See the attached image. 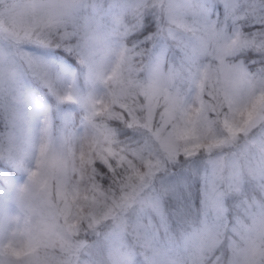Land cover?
Instances as JSON below:
<instances>
[{
  "label": "clouds",
  "instance_id": "9594fccd",
  "mask_svg": "<svg viewBox=\"0 0 264 264\" xmlns=\"http://www.w3.org/2000/svg\"><path fill=\"white\" fill-rule=\"evenodd\" d=\"M121 3L129 11H136L145 4L156 7L165 19L163 34L170 37L177 46L213 61L207 72L209 81L213 84L212 95L206 98L205 111H227V105L232 102L235 93L242 88L246 89L240 76L229 70L226 59L228 45L216 32L203 26L180 23L181 17L201 15L204 11L203 0H121ZM243 3L248 15L264 12V0H243ZM83 4L84 0H21L16 16H0V45H3L0 47V114L17 125H26L30 119L31 97L18 86L19 69L9 61L15 51L12 45L29 41L40 45L55 43L70 34L69 26H74L79 33L75 46L80 51L81 63L89 66L93 77L106 79L118 66L119 79L115 83H108L110 93L103 99L108 108L99 118L101 121H108L117 111V105L111 102L113 94L121 98L133 95L155 98L157 103L153 108L156 115L169 111L180 112L183 109L181 102L168 90L182 79L187 66L182 64L165 68L160 62H151L138 69L128 64L119 47V29L113 28L105 32L77 23L78 12ZM17 34L28 35L17 42ZM258 90L264 91V82L258 85ZM97 100L101 99L91 97L88 102L94 103ZM144 111L140 112L141 119ZM209 128L204 122L197 125L204 142L208 139L204 133ZM93 140L100 147L106 144L103 138L96 135L87 142ZM87 146L85 142L76 152L63 156L48 149L42 158L39 150L38 158L42 159L41 173L50 179L51 189L41 191L36 183L29 180L17 193L21 210L35 219L30 226L16 233V239L18 244L32 241L37 245L32 255L20 260L19 264H55L52 258L62 254L60 238L66 239L67 234L62 231L64 212L62 202L57 200V180L74 182L73 168H79V153L82 147L87 150ZM261 147L262 159L243 168L246 174L257 178H264V145ZM99 154L104 155L103 152ZM96 155V150H93V157ZM81 175L85 180L90 179L91 169H82ZM137 179L136 176L121 177L115 190L98 197V204L106 198L114 197L119 200L122 193H130ZM251 204L256 206L257 201L253 200ZM16 219V215L2 214L0 227L14 224ZM45 227L53 233H60V237H46L43 232ZM142 251L148 258V264H154L160 255L159 250L148 245ZM101 264H136V251L126 246L124 241L114 240L105 248ZM231 264H264V208L242 225V233L231 250Z\"/></svg>",
  "mask_w": 264,
  "mask_h": 264
},
{
  "label": "trees",
  "instance_id": "16d2710c",
  "mask_svg": "<svg viewBox=\"0 0 264 264\" xmlns=\"http://www.w3.org/2000/svg\"><path fill=\"white\" fill-rule=\"evenodd\" d=\"M112 1L114 4H117L120 0ZM213 1L215 9L217 10V19L214 22V30H216L219 26H224L223 30L226 31L231 29L234 25L238 27V49L231 55L226 56L228 63H230V61L241 62L244 65L245 70L251 74V79L254 82L253 84L258 86L260 83L264 82V12L257 15H248L244 11L245 4L243 3V0H237L230 8L226 9L220 0ZM110 2L111 0H109V3ZM12 5L13 0H5L4 4L0 5V10L5 8L3 15H12V13H5L6 10L13 13L14 11H17L16 9L14 11L10 10ZM109 10L114 11V8H109ZM98 11L100 12V10L87 5L85 9L79 10L77 23H83L87 26L94 27L98 21ZM130 12V18H125L126 20L123 22L124 26L117 25L116 28L119 29L121 33L119 42L123 45V59L128 64L134 66L137 62L136 59L139 57L140 50L145 51L150 43H153L154 45L153 57L156 58V55L160 52V46L163 45L160 43L164 38L162 31L165 20L162 21L160 12L156 7L147 4L136 11ZM92 13L94 14L93 19L90 18ZM16 15L17 14H14V16ZM111 16L118 15H115L114 13L111 14ZM100 24L103 27V21L100 22ZM108 26H112V24L109 23ZM70 30H75V33L72 31L70 32ZM69 32L70 34L67 37L60 38L57 42L47 45H40L30 41L24 42L26 46L30 47V49L41 53L45 59V64H43V66L27 59L24 54L18 56L14 53L9 58V61H14L13 64H15L20 72L19 80L17 82L18 86L23 89L21 81L23 79H25L28 83L30 81L29 85L33 99L38 103H47L50 116L49 144L53 147V152L61 156L65 155L66 148L63 147L66 143H68L67 132H70L78 125L80 118L84 115V111L80 107H76L74 103L60 101L54 95L49 84L53 78V68L56 67L57 64L72 67L74 69L72 77L73 82L82 86L81 88H83V85H86V65L81 63L80 51L75 46V40L79 33L74 26H69ZM2 46L3 45H0V47ZM164 51L165 48L163 46V52ZM169 52L170 50L166 51V57L170 56L168 54ZM141 57L144 58V55L142 54ZM140 75L142 76L143 73H140ZM46 82H48V84L45 86L43 83ZM178 83L179 88L177 89L175 96L180 101L181 94L184 93V86L186 83L183 79L179 80ZM206 98L207 95L205 94L204 99L206 100ZM205 112L211 122V125H213L212 127H219L222 124L223 117L219 113L209 111ZM224 115H226V112ZM89 121L90 123L88 124L97 127L95 124L97 120L94 115ZM20 126L21 125L9 122L4 115L0 114L1 190L6 188L7 178L19 175L23 172V169H20L21 164L17 159L19 153V143L22 139V135L20 136L19 130ZM106 129L110 137H112L121 147L131 152L141 162L145 160L150 161L154 157L157 159L156 156L151 154L154 152L155 147L152 145L153 141L150 138L152 136L144 129L135 127L129 128L127 124L113 121L111 118L106 124ZM227 137L228 135L222 138L226 139ZM239 144H241V142H239ZM221 154L224 159L229 160V158H231L229 157L230 153L227 149L223 150L220 148L207 153V158L212 160V157ZM203 155L204 154L199 150L189 155L185 152H180L178 158H176V154H172L169 156V167L167 168L166 165L162 168L159 167L160 171L156 173L160 175H165L164 173L167 175H173L175 179L171 178L172 181L167 176L165 178L163 176L165 179V185H171L172 189L168 190L165 186L161 188L160 184H157L158 188L155 192V195L157 196L156 202L148 201L146 199L147 195H144L142 197L138 196L135 198L139 205L135 203L133 208H131L133 203H128L130 208L128 210L129 212L125 216L126 228L124 227V236L126 246L131 247L136 251V264H148V258L144 256L142 251L145 246L143 240L146 241V238L142 237L141 242L139 236L140 234L142 235V230L148 233L154 232L152 227L153 225L151 226L150 221L148 220L150 215L148 216L147 213L149 211H153L155 216L161 220V224H157L158 228H161L156 231L158 240L154 245L149 244V246L159 250L160 255H163L164 258L165 254L164 250H162L164 248L163 245L166 244L168 247L167 243H171L176 246L184 241V248L182 250L179 249L178 252L171 253L170 257L166 258L167 260L180 259V262L188 263L189 261L190 263V259H187V256H190L193 258L192 264H227L226 260L229 258V254L232 250L231 246L236 243L237 238L241 235L242 225L249 219V211L253 210V212H256L261 208H264V198L261 194V189H258L260 186L259 180L263 179H257L251 176L250 180H238V185L241 182L239 189L231 190L230 196L227 195L221 198V216L224 219L221 225L223 229L220 231H218L219 229H216L217 235L215 236L216 233L214 234L215 238L213 242H211L206 249L202 247L203 242L201 243L199 238H196L195 240L198 242L193 241L195 244L194 247L192 243L191 248H188V242L191 240L190 236L194 234L197 236V233L203 227L213 226L211 225V220H213L211 210L210 212L207 211V213L202 214V208L197 206L195 193L196 187L194 186V183L190 181L191 178L185 183H181L180 181V179L193 177L202 173V168H200L202 170L198 171L199 167H196L194 171L192 170V165H195L199 159L203 157ZM246 157L250 158V153L247 152ZM204 163H207V160ZM203 168H206L207 170V167ZM144 170L145 166L142 169H138L139 173ZM124 175L126 174L123 171H113L111 167L103 164L102 162L95 169V176L98 177L96 183L104 192L115 190L119 180ZM247 181L252 183L254 187L253 189L250 190L247 186H245ZM123 194L126 195L128 193ZM121 198L122 196L120 199ZM253 200L257 201L256 206H252L251 202ZM200 201L202 202L201 198ZM186 207L187 211L181 210V208ZM135 210H139L141 212L134 213L133 211ZM101 218L104 219L100 216H98L97 219ZM87 222H89V225H91L90 228L92 229L89 233L86 227ZM96 223V219L83 221L82 225L78 229L77 237L75 234L72 235L73 238L71 240L69 238L66 240L70 243L71 241L77 239L85 240L86 238L95 236L96 234L91 233L96 231ZM214 223L219 226V221ZM135 224L136 227H134ZM100 226L98 225V227ZM128 233L130 234L129 236L127 235ZM91 256L92 261L90 264H95L97 260L94 259L93 253ZM1 258H4V256H0V261L2 262L1 264H9L10 261L11 264H19L20 262L13 261L12 259ZM52 259L55 264H71V262L56 259V256ZM75 261L79 262L78 264H82L83 262L84 264H89L88 260L85 261L84 259H76ZM154 264H156V262H154Z\"/></svg>",
  "mask_w": 264,
  "mask_h": 264
},
{
  "label": "rangeland",
  "instance_id": "374dc122",
  "mask_svg": "<svg viewBox=\"0 0 264 264\" xmlns=\"http://www.w3.org/2000/svg\"><path fill=\"white\" fill-rule=\"evenodd\" d=\"M226 8H230L231 5L237 0H220ZM117 3V2H116ZM89 5L92 8H95L98 11L97 15V23L93 28L98 31H111L113 28H116L117 25L124 26L123 22L127 18H130L131 12L126 8L125 5L121 3L114 4L111 0H84V4L80 9H85L86 6ZM203 13L199 16H184L181 17L180 23L184 24H192L197 26H203L205 28H210L216 32V34L228 45V55H231L234 51L238 49V27L236 25L232 26L228 31L223 30L224 26H219L216 30H214V22L217 19V10L215 9L213 0H203ZM114 8V11L109 10V8ZM3 8L2 11H4ZM10 10L14 11L15 8L13 5ZM93 12V11H92ZM5 13L18 14L17 11H5ZM118 16H111V14ZM11 15V16H12ZM161 15V13H160ZM94 14L90 15V18L93 19ZM126 18V19H125ZM162 21H164V17L161 15ZM103 21V27L100 22ZM119 21V22H118ZM112 24V26H108V24ZM74 32L75 30H70V32ZM163 33V31H162ZM164 38L161 40L160 44V52L156 55V58L153 57V43H150L145 51L140 50L139 57L134 65L136 68L143 67L146 63L151 62H160L165 68L167 67H177L182 64L187 66V71L184 73L182 79L185 81L184 93L181 94V105L182 108H188L191 106H195L197 103L196 97L199 93V82L202 78V75L205 72H208L210 65L213 63L208 57L203 55H194L190 53L187 49L177 46L173 40L164 34ZM24 43V42H23ZM17 43L12 45L15 49L14 53L16 55L24 54V56L31 60L32 62H36L37 64H45V59L41 55L40 52L30 49L29 46H26L25 43ZM163 46L165 51L163 52ZM120 50L123 54V45L119 42ZM170 50L168 53L170 56L166 57V51ZM144 55V58L141 55ZM182 54V58H181ZM201 58V59H199ZM13 64V60H10ZM228 62V61H227ZM232 62V63H231ZM15 65V64H14ZM228 67L230 71H234L237 73L243 84L246 85V89L242 88L237 91L233 97L232 104L235 106H244L249 103L252 99L256 98L260 94H264V91L258 90V86L253 84L254 82L251 79V74L245 70L244 65L239 61H230L228 63ZM53 78L50 81V87L54 95L60 101H68L70 103H74L76 107H80L84 111L83 117L80 118L78 125L73 128L68 134V140L63 148H66L65 155L76 152L85 142H87L91 137L95 136L97 133V127L91 126L90 118L93 116V103L88 102L89 98L96 97L98 99H104L106 95L110 93L109 84L106 83V79H97L91 75V70L89 66L85 68V80L86 85L82 86L75 84L73 82V68L63 65L57 64L56 67L53 68ZM36 73V72H35ZM23 85V89L26 90L32 100V106L30 107V119L26 125H21L20 136L22 135V139L19 143V153H18V162L21 164V170L23 172L16 176H11L7 178L6 188L0 189V215L2 214H13L17 216L16 222L14 224H10L7 227H0V247L7 245L9 242L18 243L16 239V233L24 230L26 227L30 226L35 217L23 212L20 208L17 193L20 189H22L30 180V173L34 170L36 166V161L38 159L40 146L42 143H47L48 149L53 152V147L49 144V126H50V116H49V108L47 103H38L35 101L31 94L30 81L29 83L23 79L21 81ZM45 86L48 82L43 83ZM179 88V83L176 82L171 88H169L170 94H176L177 89ZM67 95H71L72 99H66ZM176 97V96H175ZM228 113L226 112V115ZM204 122L212 129L217 139L223 140L224 142L211 148V149H199L204 155L199 161L192 165V170L195 171L196 167H199L198 171L202 170V173L199 175H195L193 177H187L184 179H180L181 183L190 181L194 183L197 206L202 208V214L210 212L212 213V219L210 227H203L198 233L197 236L194 234L191 237L190 242H188V248H191L193 241L196 238H199L201 243L203 242L202 247L206 249L211 242H213L215 236L217 235V230L220 231L223 229L222 222L224 221L221 212V198L224 196H230L231 190H238L241 182L238 185V180L248 179L250 180L252 175L246 174L243 170L244 166H247L253 162H259L262 159V145H264V111H258L257 116L254 118L252 124L249 126L247 131L236 136V137H227L223 139L222 137L227 136V132L223 129V125L221 124L219 127H212L210 120L206 116V112H204ZM97 125V122L95 123ZM213 124V123H212ZM220 128V129H219ZM46 134V138H45ZM20 138V137H19ZM153 141L154 152L153 156H156L150 161L145 160L143 162H149L150 166H145V170L140 172L139 177L137 179V183L135 184L132 191L126 195L122 193V196H126V198H121L118 201H121L119 207H117L110 215L103 216L104 219H96V231L91 234H96L90 238H86L85 240H74L69 243V247L63 248L61 247V255L56 256V259H61L66 262H71V264H78L79 262L75 261L76 259H84L88 260L90 264L92 261L91 254L93 253L94 259L97 260L95 264H101L103 253L105 248L114 240H122L125 242L124 236V227L125 226V216L129 212V204L133 203L131 208L135 205H139L136 201V197L146 196V199L150 202H156L155 192L157 191L158 185L160 184L161 188L165 186L168 190L172 189V186L165 185V177L167 176L169 179L175 177L173 175H160L156 174L160 171L159 167L168 166L169 156L172 154H176V158L179 157L180 152H185L187 155L193 154V152L185 151L184 146L182 144L177 145L176 148L172 150L165 149L163 147H156L155 141L153 137H150ZM241 142V144H239ZM22 145V147H21ZM246 145V147L244 146ZM258 150H257V147ZM217 148L228 150L231 158L224 159L222 154L212 157V160L207 158V153L210 151H214ZM61 151V150H60ZM198 151V150H196ZM250 153V158L246 157V153ZM207 160V163H204ZM151 162V163H150ZM203 167H207L203 168ZM202 168V169H200ZM197 171V172H198ZM164 176V178H163ZM257 178L255 176H252ZM259 180V188L261 189V194L264 198V178ZM172 181V179H171ZM201 181V183H200ZM202 184V185H201ZM155 186V187H153ZM250 190L253 189V185L250 181L245 183ZM201 192V194H200ZM152 193V194H151ZM154 193V194H153ZM151 194V195H150ZM202 196V197H201ZM139 197V198H140ZM138 198V199H139ZM200 198L202 202L200 201ZM137 199V200H138ZM182 211H187L186 208H181ZM136 211V210H135ZM133 211L134 213H139L141 211ZM132 212V213H133ZM258 211L253 212V210L249 211V219L254 217ZM149 221L151 226L153 227V231L148 233L142 230V235L140 234L139 238L142 242V237L146 238V241L143 240L144 245H154L158 240V236L156 235V231L158 229L157 224H161V220L155 216L153 211H149L148 213ZM134 215V214H133ZM155 216V217H154ZM220 218V220H219ZM222 220V221H221ZM95 221V220H94ZM219 221V226L214 222ZM98 225L100 227H98ZM88 233L92 231L89 225V222L86 223ZM136 227V224L135 226ZM217 229V230H216ZM216 233V234H215ZM191 234V233H190ZM215 234V236H214ZM78 234H76L77 237ZM130 235L129 233L127 234ZM199 236V237H198ZM240 236V235H239ZM188 237V236H187ZM70 240L73 236H68ZM66 238V239H67ZM243 238V237H242ZM198 242V241H195ZM167 245H163L165 258L163 255H159L158 258L155 259L154 262L156 264H192V259L190 256H187V259H190V263L180 262V259H166L170 257L171 253L178 252L179 249H183L185 244L183 243L177 244L176 246L171 243H167ZM184 244V245H183ZM234 243L231 246V249L235 246ZM126 245V242H125ZM193 243V247H194ZM192 250V249H191ZM101 258V259H100ZM1 259H12L10 257H4ZM73 260V261H72ZM171 262V263H170ZM2 262L0 261V264ZM227 264H231V253L229 254V258L226 260ZM84 264V262L82 263ZM86 264V263H85Z\"/></svg>",
  "mask_w": 264,
  "mask_h": 264
},
{
  "label": "snow or ice",
  "instance_id": "6c2138e0",
  "mask_svg": "<svg viewBox=\"0 0 264 264\" xmlns=\"http://www.w3.org/2000/svg\"><path fill=\"white\" fill-rule=\"evenodd\" d=\"M5 0H0V5L4 4ZM21 0H13V7L18 11L20 9ZM3 11L0 10V16ZM28 34H17L15 39L17 42L25 39ZM119 79L118 66L106 78V83H115ZM199 93L196 97L197 103L182 109L180 112H163L159 115L155 114L153 105L157 100L148 96L133 95L127 98L112 95V104L117 105V111L109 117L113 121L127 124L129 128H142L150 133L155 141L156 147H163L168 150L176 148L182 144L185 151L193 152L199 149H211L221 143L223 140L217 139L211 128L204 133L208 137L207 142L201 137V133L197 129L199 123L204 122V112L206 100L204 95L211 97L213 84L209 81L208 74L205 72L198 85ZM66 99H72L71 95H67ZM108 105L101 99L93 103V115L97 120L98 138H103L106 144L100 147L96 140L86 142L87 150L82 147L79 153V168H73L74 182H62L57 180V200L63 204V233L68 236L78 233L79 227L83 221L95 219L96 216L110 215L121 201L114 197L106 198L104 202L98 204V197H103L106 192L100 189L96 183L98 177L95 176V169L102 162L113 169V171H123L124 176L139 177L141 167L150 166L146 162L138 160L131 152L121 147L112 137H110L106 124L108 121H101L99 118L103 116ZM144 111L143 119L140 112ZM258 111H264V94L252 99L244 106H235L232 102L227 105V111H213L219 113L222 119L223 129L229 137H236L249 128ZM227 112V115L224 113ZM205 123V122H204ZM93 150H96L97 155L93 157ZM48 151L47 143H42L40 146V157H44ZM103 152L104 155L99 153ZM91 169V178L85 180L81 175L82 169ZM42 159L38 158L34 170L31 171L29 179L39 186L41 191L50 190L51 183L47 176L42 175ZM119 178V176H118ZM83 193V194H82ZM122 196V194H121ZM126 198V196H122ZM44 235L51 236L60 233H53L47 227L43 229ZM60 243L63 248L69 247L66 239L60 238ZM37 245L32 241L24 244L9 242L7 245L0 247V256L10 257L13 261H20L25 257H29L35 250ZM11 264V261L9 262Z\"/></svg>",
  "mask_w": 264,
  "mask_h": 264
}]
</instances>
